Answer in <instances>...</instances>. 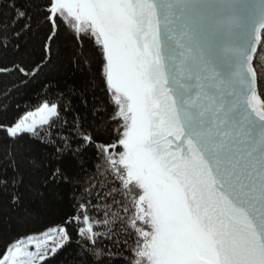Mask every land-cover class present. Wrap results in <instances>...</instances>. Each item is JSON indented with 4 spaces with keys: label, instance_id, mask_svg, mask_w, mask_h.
Returning a JSON list of instances; mask_svg holds the SVG:
<instances>
[{
    "label": "snow or ice",
    "instance_id": "obj_1",
    "mask_svg": "<svg viewBox=\"0 0 264 264\" xmlns=\"http://www.w3.org/2000/svg\"><path fill=\"white\" fill-rule=\"evenodd\" d=\"M262 42L264 0H0V237L58 220L73 264H264ZM101 160L135 211L96 231Z\"/></svg>",
    "mask_w": 264,
    "mask_h": 264
},
{
    "label": "trees",
    "instance_id": "obj_2",
    "mask_svg": "<svg viewBox=\"0 0 264 264\" xmlns=\"http://www.w3.org/2000/svg\"><path fill=\"white\" fill-rule=\"evenodd\" d=\"M64 22L68 25L70 29L75 30V21L73 17L68 16L67 19L64 20ZM255 66L257 67L258 74L260 72H264V57L262 54L256 56ZM14 103L22 104L23 102L16 101ZM30 103L33 105V109L39 106L35 99H30ZM28 110L29 109H25L24 107L16 109L13 104L9 114V119H11L12 117H21ZM37 131H40V127L37 128ZM2 136L3 133L0 132V137ZM120 150L122 149H116L117 152ZM98 163L100 165V168L96 180V186L99 191L104 193L105 198L101 199L97 205L98 214H90L92 215L93 227L96 231H99L102 228L101 225L96 223V221L102 218L108 220L110 225L113 221L117 220L118 218L130 220L135 211V201L133 197L136 196V192L127 191L126 189H124L123 185H112L110 183V177L108 175V173L111 171L110 165H108L107 162L104 160H101ZM120 167L123 168V165H120ZM116 187L119 188V191L115 190ZM113 198H115V203H113ZM93 202L96 203V201ZM105 213H107L108 215L105 216ZM53 223H60V221L53 220L46 223L30 221L28 224L17 228L10 236L0 237V258H2L6 252H8L6 246L11 243L13 238H16L17 241H20L22 240L20 239L21 237L25 238L27 236H31V233H43L44 229L51 227ZM79 226H83L82 222ZM70 231H72L73 237H75V230L70 229ZM129 242L133 243V241L131 240ZM135 242L140 243L142 242V240L139 236H136ZM133 246H135V244H133ZM75 249V244L71 245L70 247L66 245L63 249H60L55 255L49 253L46 259L39 260L34 264H73Z\"/></svg>",
    "mask_w": 264,
    "mask_h": 264
},
{
    "label": "rangeland",
    "instance_id": "obj_3",
    "mask_svg": "<svg viewBox=\"0 0 264 264\" xmlns=\"http://www.w3.org/2000/svg\"><path fill=\"white\" fill-rule=\"evenodd\" d=\"M262 54L264 57V43L261 44L257 55ZM40 106V105H39ZM39 106L35 109H38ZM33 109V110H35ZM39 112L35 111V118L39 121ZM31 119V118H30ZM53 236L54 240H49L48 237ZM60 233L58 231L43 232L41 235H31L18 241L12 245V250L8 251V264H12L13 260L15 264H34L39 261V256L44 254L47 249V255L51 253V247L54 246V242L58 241ZM36 243L41 245L40 249L36 248ZM19 251H16V249Z\"/></svg>",
    "mask_w": 264,
    "mask_h": 264
},
{
    "label": "water",
    "instance_id": "obj_4",
    "mask_svg": "<svg viewBox=\"0 0 264 264\" xmlns=\"http://www.w3.org/2000/svg\"><path fill=\"white\" fill-rule=\"evenodd\" d=\"M261 44H262V43H261ZM261 44L257 46V52H256V55H255L254 60H253V64H254V65H255L256 56H257V53H258V51H259V48H260Z\"/></svg>",
    "mask_w": 264,
    "mask_h": 264
}]
</instances>
